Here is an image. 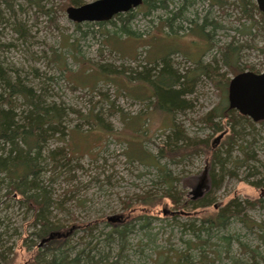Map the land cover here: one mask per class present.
Segmentation results:
<instances>
[{
  "label": "rangeland",
  "instance_id": "1",
  "mask_svg": "<svg viewBox=\"0 0 264 264\" xmlns=\"http://www.w3.org/2000/svg\"><path fill=\"white\" fill-rule=\"evenodd\" d=\"M94 1L0 0V102L5 82L17 81L34 101L59 110L61 126L47 139L40 161L48 198L40 220L67 233L57 249L68 261L77 259L71 264H264V126L245 128L237 145L248 143L249 161L239 148L232 150L210 207L192 209L210 192V151L190 147L174 159L158 155L171 141L174 124L180 142L183 136L188 143L206 140L218 153L227 148L229 123L215 118L216 132L202 119L227 106L228 84L217 88L198 68L219 60L221 48L232 44L240 47L238 73L263 72L264 17H243L236 7L240 0H224V6L212 0H143L126 21L68 19L67 7ZM166 55L180 74L195 75L194 88L182 97L186 108L154 114L152 90L128 76ZM218 69L229 80L234 76L221 63ZM13 101L18 119L28 104L22 97ZM133 149L144 158H130ZM3 176L0 254L11 264L49 257L46 247L38 252L42 244L33 234L39 226L32 211L9 192ZM213 176L218 178L217 171ZM170 186L177 206L162 198ZM146 193L153 204H142L139 196ZM232 199L243 208L239 217L206 221ZM122 225L129 226L126 233H113Z\"/></svg>",
  "mask_w": 264,
  "mask_h": 264
},
{
  "label": "trees",
  "instance_id": "2",
  "mask_svg": "<svg viewBox=\"0 0 264 264\" xmlns=\"http://www.w3.org/2000/svg\"><path fill=\"white\" fill-rule=\"evenodd\" d=\"M76 2L77 0H69L68 4H77ZM212 3L219 6H224L226 4L224 0H212ZM37 7L39 10H42L39 5H37ZM236 7H238L243 17L251 19L252 21H254L252 19L254 13H258L261 17H264V14L260 13L256 5L249 0H240V4L236 5ZM48 11H45V13H48ZM122 14H118L113 18L121 20L125 19L126 21L127 18L133 16L132 13L128 12ZM197 27L200 29L201 33L204 34L203 26L201 25ZM120 30L122 31L121 33L130 36L127 29L125 30L122 27ZM239 51L240 47H235L232 44L223 46L220 51L219 60L214 58L211 63L200 65L198 68L200 74L205 75L210 80L214 81L215 85L218 86L217 88H219V85H221V87H226L229 79L225 76V73L219 72L218 65L221 63L228 69V71L235 75L238 73L237 55ZM261 51L264 52L263 49ZM152 71L155 73L154 75L151 74ZM0 75L3 76V74ZM128 77L129 79L148 85L150 91L152 90V98L154 99L152 109L154 114L155 112L172 114L173 112L181 111L186 108L188 104L182 99V97L186 93H191L193 91V81L195 80L194 74L190 76L180 74L173 67V64L167 55L161 57L158 63L149 70L145 69L144 72H134L131 70ZM4 85L7 92L6 97L3 99L1 98L2 102H0V146L3 147V152L0 153V173H3L4 175L3 179L7 182L6 185L7 188H9V192L22 197L23 204H25L27 210L32 211L34 218L33 223L39 226L38 229L33 232L36 239L40 242L46 240L42 245H37L38 252L43 253L41 251L45 248L41 247H46V253H50L49 257L38 258L31 261L29 264H71L77 259L68 261L66 256L61 254V251L56 247L57 244L66 240L67 233L60 231L62 227L57 224H52L48 221L41 222L40 220L42 213L46 210L45 205L48 203V198L44 193V188L40 181L42 173V168L40 166L41 151L47 142V139L53 137L55 129L61 126L59 121V110H55L53 105L43 106L39 101H34L30 91L25 90L17 81L12 84L6 81ZM15 97H22L27 102L29 108L24 113H21L18 119H16L17 115L13 110V99ZM1 104L6 105V109H3ZM215 118L227 121L231 129L226 142L227 148L223 149L222 153H218L213 148L214 144L209 146L206 140L195 144L188 143V140L183 136L180 137L181 142L175 139L180 134V129L175 124L171 131V141H168L164 147L160 148V153H158L160 156L164 154L166 157L174 159L177 156L183 155L184 151L188 148L198 147L190 149L191 151L207 149L212 154L213 168H211L210 192L195 203H192L193 210L213 206V201L209 199V197H211V192L219 187L220 179L224 173L225 159L230 157V154L235 147L241 150L243 155L242 158L249 161L248 154H250V146L248 143L245 147L242 145L238 146L237 142L238 140H242L246 134H244L245 128L252 127L254 122H251L249 118L240 115L234 110H229L227 106L219 109L213 108L204 116L202 122L208 126H213L215 129L213 130L216 132H218L220 128L217 123H213ZM258 123L264 126V121ZM61 137L60 139L62 140L63 135H61ZM189 142L192 141L190 140ZM6 146L7 151H4ZM134 149L128 152L129 156H131L130 158H144L139 150L136 153L134 152ZM57 151L63 152V149L60 148V150L57 149ZM156 168L162 174L163 170L160 169L159 166H156ZM214 171H217V174H219L218 178L213 176ZM163 179L166 180V176H164ZM0 181H2L1 178ZM152 197L153 196L149 193L139 196L144 205H149L146 204L148 202L153 204L155 200H153ZM162 198L170 200L174 206H177V199L171 194V186L163 192ZM257 202L259 203V199ZM246 204L253 205L254 201H247ZM242 209L240 208V204H238L235 199H232L223 208L218 209L213 217L207 218L206 221L212 224H218L223 222L226 217H239ZM141 218L143 219V217ZM128 230L129 226L122 225L119 228L114 229L113 233L122 236ZM7 257V254L1 253L0 263L4 262L5 264H11V260Z\"/></svg>",
  "mask_w": 264,
  "mask_h": 264
},
{
  "label": "water",
  "instance_id": "3",
  "mask_svg": "<svg viewBox=\"0 0 264 264\" xmlns=\"http://www.w3.org/2000/svg\"><path fill=\"white\" fill-rule=\"evenodd\" d=\"M264 14V0H254ZM143 3V0H96L80 6H69L66 14L74 23H105L114 16L127 13ZM227 107L252 122L264 121V70L261 73L235 74L227 86ZM46 240H42L43 244Z\"/></svg>",
  "mask_w": 264,
  "mask_h": 264
},
{
  "label": "flooded vegetation",
  "instance_id": "4",
  "mask_svg": "<svg viewBox=\"0 0 264 264\" xmlns=\"http://www.w3.org/2000/svg\"><path fill=\"white\" fill-rule=\"evenodd\" d=\"M257 7V6H256ZM258 9V8H257ZM259 11V10H258ZM260 12V11H259ZM261 13V12H260ZM263 14V13H262Z\"/></svg>",
  "mask_w": 264,
  "mask_h": 264
}]
</instances>
